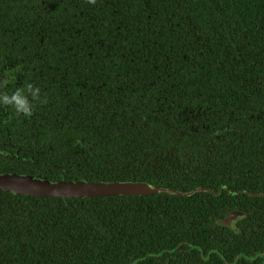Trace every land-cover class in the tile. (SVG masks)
Wrapping results in <instances>:
<instances>
[{"label":"trees","instance_id":"obj_1","mask_svg":"<svg viewBox=\"0 0 264 264\" xmlns=\"http://www.w3.org/2000/svg\"><path fill=\"white\" fill-rule=\"evenodd\" d=\"M0 77V173L196 190L0 189V264H264V0H0Z\"/></svg>","mask_w":264,"mask_h":264},{"label":"water","instance_id":"obj_2","mask_svg":"<svg viewBox=\"0 0 264 264\" xmlns=\"http://www.w3.org/2000/svg\"><path fill=\"white\" fill-rule=\"evenodd\" d=\"M0 189L10 190L17 194L63 198L144 195L161 191L190 195L196 191H174L152 186L142 181H88L85 179L65 181L19 173H0ZM232 217L233 213H229L218 219L216 223L222 226H230Z\"/></svg>","mask_w":264,"mask_h":264},{"label":"clouds","instance_id":"obj_3","mask_svg":"<svg viewBox=\"0 0 264 264\" xmlns=\"http://www.w3.org/2000/svg\"><path fill=\"white\" fill-rule=\"evenodd\" d=\"M87 2L94 5L96 0H87ZM7 84V78L0 79V89L5 88ZM37 101H41L40 88L32 83L17 87L11 93L0 91V106L10 107L16 114L25 117L32 116L34 102Z\"/></svg>","mask_w":264,"mask_h":264},{"label":"flooded vegetation","instance_id":"obj_4","mask_svg":"<svg viewBox=\"0 0 264 264\" xmlns=\"http://www.w3.org/2000/svg\"><path fill=\"white\" fill-rule=\"evenodd\" d=\"M0 79H3L2 77H0ZM155 80H156V78H155ZM13 83V81H8V84L7 85H11ZM157 86V93L159 92L158 91V89H159V87H158V85H156ZM155 99H156V97H155ZM159 99H160V96H159ZM145 103H146V106H148L149 105V102H148V100H146L145 101ZM151 106H156L155 105V102H152L151 103ZM151 111H155V108H152V109H150ZM144 155V157H142L141 159L142 160H145V164L146 165H149L150 163H151V165L152 166H154L153 165V162L155 161V154H154V152H146V153H144L143 154ZM229 213H233V217H232V220H231V223L233 222V219H234V216H235V214H236V212H234V211H230V212H228V213H226L225 214V216L227 215V214H229Z\"/></svg>","mask_w":264,"mask_h":264}]
</instances>
